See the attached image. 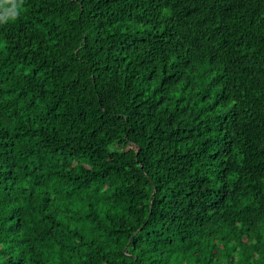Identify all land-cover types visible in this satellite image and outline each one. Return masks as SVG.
<instances>
[{"label": "trees", "instance_id": "obj_1", "mask_svg": "<svg viewBox=\"0 0 264 264\" xmlns=\"http://www.w3.org/2000/svg\"><path fill=\"white\" fill-rule=\"evenodd\" d=\"M12 11L0 264H264V0Z\"/></svg>", "mask_w": 264, "mask_h": 264}, {"label": "clouds", "instance_id": "obj_2", "mask_svg": "<svg viewBox=\"0 0 264 264\" xmlns=\"http://www.w3.org/2000/svg\"><path fill=\"white\" fill-rule=\"evenodd\" d=\"M17 7H20L19 5H13V8H17ZM18 15V13L16 11H12L10 13V16L9 14H6L4 17L0 18V20H7L9 18L11 19H15V17Z\"/></svg>", "mask_w": 264, "mask_h": 264}]
</instances>
